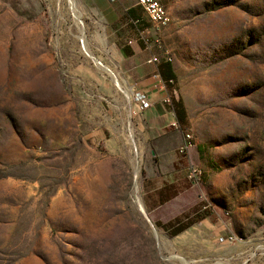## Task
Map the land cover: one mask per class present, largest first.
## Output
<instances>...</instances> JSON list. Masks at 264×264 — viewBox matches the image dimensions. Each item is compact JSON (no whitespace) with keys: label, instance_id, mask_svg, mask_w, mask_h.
Segmentation results:
<instances>
[{"label":"rangeland","instance_id":"1","mask_svg":"<svg viewBox=\"0 0 264 264\" xmlns=\"http://www.w3.org/2000/svg\"><path fill=\"white\" fill-rule=\"evenodd\" d=\"M109 1L0 0V264H264V0H158L186 114L165 146L83 52L114 72L137 0ZM175 220L195 224L171 237Z\"/></svg>","mask_w":264,"mask_h":264},{"label":"crops","instance_id":"2","mask_svg":"<svg viewBox=\"0 0 264 264\" xmlns=\"http://www.w3.org/2000/svg\"><path fill=\"white\" fill-rule=\"evenodd\" d=\"M88 1L91 12L101 16L115 2ZM134 7L137 5H131L128 9L136 10ZM129 23L133 26L132 36L126 42L118 43V52L112 65L122 84V88L119 81L118 87L114 84L119 91L116 98L128 109L127 116L120 120H132L134 128L141 131L140 137L143 141H156L157 145L165 146V129L174 123L180 124L171 105L172 100L179 101L174 94V84L165 82L164 65L168 60L160 46L154 47L157 41L156 31L151 25L141 30L132 20ZM128 40H131L132 44H128ZM151 59L155 62L149 63ZM173 72L175 73L174 68ZM139 93L146 94L148 98L149 107L145 110H140L139 103L135 100ZM163 186L151 191V198L144 200V206L149 213L165 206L160 204L159 199V191Z\"/></svg>","mask_w":264,"mask_h":264},{"label":"built area","instance_id":"3","mask_svg":"<svg viewBox=\"0 0 264 264\" xmlns=\"http://www.w3.org/2000/svg\"><path fill=\"white\" fill-rule=\"evenodd\" d=\"M143 12L146 17L148 23L154 28L155 31H160L163 27L167 26L171 22V17L169 11L158 1V0H137L136 4ZM138 21L133 22V24H137ZM128 44H132L131 40L127 41ZM167 60L171 61V59L166 56ZM155 60H149V63H154ZM101 65V64H100ZM135 100L139 103L140 110H145L149 107V102L146 94L139 93L135 96ZM172 126L177 128V124L174 123ZM184 143L180 147V152L183 153L188 151L193 147L191 144V133L189 131H185L183 133ZM202 172L197 168H193L190 170L188 175V179L193 183H197L199 179H201Z\"/></svg>","mask_w":264,"mask_h":264},{"label":"trees","instance_id":"4","mask_svg":"<svg viewBox=\"0 0 264 264\" xmlns=\"http://www.w3.org/2000/svg\"><path fill=\"white\" fill-rule=\"evenodd\" d=\"M127 13H128L127 15H128L130 20H132L133 22L138 21V23L136 25L134 24L138 29L143 30V29L147 28L143 24L141 25V20H140V18L137 17V10L129 9ZM172 66H173L172 61H169V60L164 65L165 82L167 84H174L175 80H176V75L173 72ZM171 105L174 109V112H175V115H176L178 122L180 124H184V122L186 121L185 120L186 114H185L184 108L181 105V102L180 101L174 102L172 100ZM191 144H193V143L191 142ZM166 191H167V189L165 188V186L159 191V199H160L161 205L166 204V202H168L169 200L172 199V198L168 199L165 197ZM194 224H195L194 220H186V222H183L182 220H178V221L175 220L174 222H169L167 224H163V227H164V229H167L169 236L175 237V236L180 235L184 231H186L188 228H190Z\"/></svg>","mask_w":264,"mask_h":264},{"label":"bare ground","instance_id":"5","mask_svg":"<svg viewBox=\"0 0 264 264\" xmlns=\"http://www.w3.org/2000/svg\"><path fill=\"white\" fill-rule=\"evenodd\" d=\"M69 4H70V2H69ZM71 8V7H70ZM71 10H72V8H71ZM77 21H78V25H79V27L83 30V28H84V26H83V24H82V22H81V20H80V18H78V19H76ZM82 33H84L83 31H82ZM83 42V44H82V49H83V52L85 53V55L86 56H89L90 57V59H92L93 60V62L96 64V65H98L99 67L101 66V67H103V69L104 70H106V72H108V74L110 75V76H112L113 77V80L114 79H116L115 78V73L111 70V69H109L107 66H104L100 61H98L94 56H92V54L88 51V49L85 47V49H86V52H87V54H86V52H85V50H84V41H82ZM101 64V65H100ZM114 84L117 86H119V82L117 81L116 82V80H115V82H114ZM117 86V87H118ZM136 178V177H135ZM138 189V188H137ZM137 189H136V191H137ZM135 200H136V202L138 203V201L140 200L139 198H138V196H135ZM189 264V263H188Z\"/></svg>","mask_w":264,"mask_h":264}]
</instances>
